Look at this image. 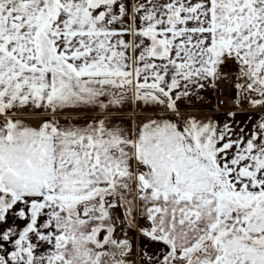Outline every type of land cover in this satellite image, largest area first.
<instances>
[{
    "label": "snow or ice",
    "instance_id": "6c2138e0",
    "mask_svg": "<svg viewBox=\"0 0 264 264\" xmlns=\"http://www.w3.org/2000/svg\"><path fill=\"white\" fill-rule=\"evenodd\" d=\"M0 264H264V0H0Z\"/></svg>",
    "mask_w": 264,
    "mask_h": 264
},
{
    "label": "built area",
    "instance_id": "2783aa9c",
    "mask_svg": "<svg viewBox=\"0 0 264 264\" xmlns=\"http://www.w3.org/2000/svg\"><path fill=\"white\" fill-rule=\"evenodd\" d=\"M221 99H225V98L222 97Z\"/></svg>",
    "mask_w": 264,
    "mask_h": 264
},
{
    "label": "crops",
    "instance_id": "0c3cea01",
    "mask_svg": "<svg viewBox=\"0 0 264 264\" xmlns=\"http://www.w3.org/2000/svg\"><path fill=\"white\" fill-rule=\"evenodd\" d=\"M215 103V101H213Z\"/></svg>",
    "mask_w": 264,
    "mask_h": 264
}]
</instances>
